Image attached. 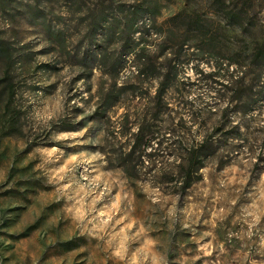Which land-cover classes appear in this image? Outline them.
<instances>
[{"label":"rangeland","instance_id":"1","mask_svg":"<svg viewBox=\"0 0 264 264\" xmlns=\"http://www.w3.org/2000/svg\"><path fill=\"white\" fill-rule=\"evenodd\" d=\"M236 9L242 10L239 28L224 15ZM155 36L163 39L157 42ZM136 41L137 55L126 53ZM257 43H264V0H0V264H133L134 259L139 264L141 257L144 264H150L153 257L159 264L161 255L164 264H264V200L259 199V187L255 188L264 173V155L256 156L257 163L249 170L241 192L227 194L235 203L226 213H221V208H227L226 201H218L211 189L209 195L201 194V182L206 179L202 175L197 174V181L186 190L162 183L163 178L170 177V161L186 145L182 135L187 128L186 110H198L187 97L194 89L209 92L200 83L213 70L205 72L201 65L215 71L220 64L222 78L235 70L233 63L225 69L229 60L245 65L254 61L252 48ZM151 47L156 52H150ZM141 57L148 65V74L154 75H137L135 64ZM64 66L80 69L66 88V94H70L67 99H78V105L66 106L65 115L49 130L34 135L29 116L45 105L49 111L56 109L55 96L62 81L59 73ZM94 69L101 73L95 91ZM168 69L173 80L159 101L155 94L162 87L155 76L166 75ZM188 71L192 76L182 79ZM125 73L128 75L120 82ZM105 76L107 79H103ZM250 77L247 75L246 83ZM80 80L84 81L83 87L73 91ZM262 82L264 77L256 84L260 86ZM258 86L255 90H259ZM258 94L252 102L245 97L238 102L231 99L229 92L220 90L219 95L204 103L201 110H206V114L199 126L213 123L215 128L219 120L227 126L237 124L240 132L243 128L244 133L251 134L252 141L259 140L264 152V134L257 132L259 126L253 127L258 118H264V86ZM96 97L99 99L95 110L77 120ZM195 99L202 97L197 95ZM225 101L223 109H244L246 117L234 114L213 122L212 117L217 115L214 109L220 110V117V104ZM121 107L125 108L120 120L123 134L146 123L149 129L143 128L141 138L151 136L149 130L157 135L153 141L156 143L145 150L157 156L154 161V157L150 161L145 158L139 168L137 153L132 156V163L126 156L135 132L130 142L125 140L110 150L114 158L103 169L104 181L118 185L112 189L113 199L130 194L119 208H130L131 216L145 228L135 239L125 241L122 251L119 237L113 238V230L107 227L94 230L99 232L97 236L82 234L72 219L74 210L69 214L70 205L57 192L60 184L49 180L69 155L103 151L99 144L72 141L96 139L105 125L112 126L109 113L115 115ZM251 113H259L253 116V122L248 121ZM85 127L88 129L82 136L54 139ZM163 136L168 140L159 146ZM214 144L218 142L214 140ZM233 144H238L233 152L218 157L217 172L234 158L233 153L238 154L245 147L252 150L249 140ZM51 148L57 152L45 161L42 150ZM91 167L92 164L78 163L74 175L82 177ZM116 170L124 175H112ZM149 176L158 194L139 189ZM80 196L87 205L94 192L84 188L77 198ZM153 199L159 204L154 205ZM173 199L177 211L168 217L167 209L172 207ZM161 205L163 212L159 211ZM249 212L259 216L251 229ZM120 214L118 211L117 216ZM214 214L224 218L218 219ZM122 226L123 223L116 230ZM145 240L152 241L146 248Z\"/></svg>","mask_w":264,"mask_h":264},{"label":"clouds","instance_id":"2","mask_svg":"<svg viewBox=\"0 0 264 264\" xmlns=\"http://www.w3.org/2000/svg\"><path fill=\"white\" fill-rule=\"evenodd\" d=\"M154 39L159 42L163 39V37L155 36ZM155 47H151L149 49L150 52H156ZM163 59V57H162ZM191 65H189V68ZM201 67L204 69L205 72L210 70L208 67H205L203 64ZM80 71L77 68H69L68 66H64L63 69L60 71L59 76L62 77L60 88L57 89L55 98L57 99V107L53 111H49L47 105L43 108L33 112L29 116V120L31 121V129L34 135H40L45 131L49 130L52 127V124L56 122L59 118H62L65 115V107H71L73 104L78 105V99H67L68 95L66 94V88L68 86L69 80L76 75V73ZM135 70H133L134 72ZM94 74L92 77L93 83V91L96 89V81L97 79L101 78V73L99 70L94 69ZM128 74L125 73L124 76H121L120 82L124 81L125 76ZM192 76L191 71H188L186 76L182 77L185 79L187 77ZM56 77H54L55 79ZM103 79H107V77H103ZM156 81H153L155 84ZM227 83V81H225ZM84 85V81L80 80L76 85L73 91L77 88H81ZM85 97L87 93L84 94ZM200 95L202 97L201 100H196L195 97ZM215 92H208L204 94L200 92L198 89L193 90V94L188 96L187 99L193 100L194 104L196 105V109H203L205 102H210L211 98L215 97ZM67 99V105L65 101ZM99 98L96 97L93 101L91 107H88L84 110L81 116H77L76 119L79 120L83 116H86L92 113L96 108V100ZM227 102L225 101L224 104H220V109H223ZM82 107V105H79ZM142 107V105H141ZM125 108L121 107L118 111L115 112V115L109 113L111 117L112 126L109 127L105 125L104 129L99 131L98 136L96 139L91 141H76L73 140V143H93L99 144L103 146V151H97L95 153H85V152H77L71 154L67 157L64 161L63 165L56 168L49 177V180L53 184L59 183L60 186L57 189L59 194H62L66 198V203L70 205L68 211L71 214L74 210L75 215L72 217L74 223L80 228L81 233H87L91 236L99 235L98 231H94L99 229V231H103L105 227L110 230H113V238L119 237V248L122 251L124 249L125 241H131L135 239L139 234L145 232V228L142 226V222L138 219H135L131 216V209H120L119 205L122 202H126L130 199V194L124 195H116L115 199L111 195L113 187H118V185L114 184L111 181L105 182L104 176L105 173L103 171L104 166L109 164L114 156L113 152L110 151L111 149H117L119 146L123 144L125 140L131 141L132 134L138 131V127H131V130L126 134L121 132V124L120 120L123 119L122 114L124 113ZM187 111V110H186ZM217 113L216 116L212 117V121L219 120V109H214ZM206 114L205 111H201L199 115L195 114V111L189 113L185 116V120L187 122V128L184 130L182 135L186 138V147L190 150L198 148L204 140L205 136L211 133L213 123H209L206 127H200V121L204 118ZM237 121L233 119L232 123L235 124ZM258 123H254L253 127H264V118H258ZM89 127V126H88ZM88 127L81 129L77 133H71L67 136H56L54 139L56 140H65L69 139L71 136H82L84 132L87 131ZM243 132V128H241ZM109 132L112 134L109 135ZM218 135V134H217ZM106 138V139H101ZM215 139V136H213ZM235 143L236 141H232ZM249 145L251 146V151L249 147H245L242 151L238 154L233 153L234 158L228 161L225 166L222 168L221 171L217 172V161L218 157L221 156L223 153L227 152L226 148H221L217 153L216 156L206 159L203 162V167H200L197 170L198 175L204 176L206 179L203 180L201 183L204 185L201 189L202 195H209V189L212 190L213 193L216 194V198L218 201H226L227 208H221V213H226L228 209L231 208V205L235 203V199H228L227 194H231L233 192L239 193L241 192L243 186L248 181L249 170L252 168L253 164L257 163L256 156L257 155H264V152L261 151L259 147V140L252 141L249 139ZM127 148H124V151L127 152ZM44 159L47 161L49 158H54V153L57 152L56 148L51 149H44L42 150ZM108 157V159H105ZM93 162H95L93 164ZM181 159H177L175 156L170 161L171 165V174L176 175V168L175 165L181 164ZM78 163H85V164H92V167L86 170V174L82 177L77 178L74 175V168L75 165ZM147 163V162H146ZM112 175L116 176H123L124 173L122 171L116 170L112 173ZM97 181L101 183L98 185ZM62 182V183H61ZM183 182L182 177L177 176L175 181V186L179 187V185ZM259 187V199L264 200V173H261L258 181L255 183V188ZM87 188L89 191L94 192V196L92 198V202L90 204L84 205L83 204V197L79 196V193ZM140 190L144 191H151L152 193L158 194V188L154 185V181L152 176H149V179L146 183L141 184L139 186ZM59 199V195L57 196ZM153 204H159V201L153 199ZM196 207V205H193ZM255 207V205H253ZM121 211V214L117 216V212ZM153 211H157L156 208ZM159 211L163 212V206L161 205ZM175 208V199L172 200V207L167 209V216L173 217L176 214ZM217 215L218 219H223V215ZM247 215L252 217V223L249 224V229L255 224V222L259 219V216L256 214L249 212ZM155 219V217H153ZM195 223V221H192ZM123 223L122 227H119L118 230L117 226ZM90 226V227H89ZM187 227V225H184ZM171 227V224H169ZM129 232L130 234L125 235V232ZM249 234H251L249 232ZM152 243L150 240L144 241V247L146 248L148 244ZM133 264H137V261L134 259ZM139 264H144V257H141ZM150 264H157L156 257H153ZM159 264H164V257L163 255L159 258Z\"/></svg>","mask_w":264,"mask_h":264},{"label":"trees","instance_id":"3","mask_svg":"<svg viewBox=\"0 0 264 264\" xmlns=\"http://www.w3.org/2000/svg\"><path fill=\"white\" fill-rule=\"evenodd\" d=\"M242 14L241 9H236L234 11H229V12H224L225 17L231 21L232 25L236 27H241V21L239 20L240 15ZM97 30L94 32L96 33ZM138 44L139 41H136L135 47L134 48H129L126 53H131L133 52L134 55H137L136 49H138ZM141 49V48H140ZM0 50V55H1ZM139 51V49H138ZM3 56V55H1ZM252 57L254 61L248 63L247 65L238 63L236 60H229L226 64L225 69L228 70L229 65L232 63L235 65V70L231 72L230 74H223L222 78L219 75V69H220V64L217 66V70L210 72L208 75L204 76L202 78V83H200L201 86L205 85L206 88L208 87L209 92L213 91L215 94L219 95V91L223 90V93H230L231 99L234 101H238L242 98L245 97V99H249L250 102H252L254 95L259 96V91L263 88L264 82L261 83L260 86L256 84V82L260 81L261 77H264V43H257L255 46L252 48ZM256 59H260L261 62H255ZM171 59H169V62ZM242 67H246V70L241 71L240 69ZM135 69L137 71L138 76H143V77H148L149 75H154V74H148V65L143 59V57L140 58V62L135 64ZM249 69V70H248ZM170 70L168 69L166 75H162L161 77L155 76V79H159V86L162 87V90L160 91L159 88L155 94V97L161 101L163 99V95L166 91V88L169 86L170 82L173 80V76H168V73L170 74ZM241 72L242 76H238V73ZM200 73H202L200 71ZM251 75L249 81L246 83V77L247 75ZM159 77V78H158ZM227 81V83H225ZM219 86L217 88L216 86ZM260 87L259 90H255V87ZM207 94V93H206ZM256 96V97H257ZM190 102V101H189ZM167 105V103H165ZM185 111V109H184ZM201 109H198L195 111L196 115H199L201 113ZM187 114H189V110L186 111ZM260 113V112H259ZM259 113L256 114H249L248 116V121L253 122L252 120H255L256 118L253 119V116L255 115L258 116ZM234 114L240 115L241 118L246 117V110L244 109H232L230 112L227 111L226 109H223L220 118L225 117V116H231ZM145 114L142 115V120L144 119ZM145 124V125H144ZM143 128L146 130L149 129V126L146 125V123H141L139 125V129L135 135V139L130 146L129 151L126 153V156L129 157L131 163H132V156L136 154V159L138 163V167L141 168L143 166V162L145 158L151 160V157L153 158V161L156 159L155 154H150L149 152H145L147 148H152V142L157 139V135H153L155 131L149 130L150 133H152L151 136L147 137L146 140H143L141 138V133ZM240 126L235 124V125H223L222 121L219 120L218 125L215 128H212L211 133L205 136L204 142L198 146L196 149L190 150L188 147L184 146L181 149V152L177 154L176 158L181 159V164L177 165V172L176 175H172L171 172L169 178H163L162 183H173L175 184V181L177 179V176L182 177L183 182L179 185V187L183 190L188 189L195 181H197L198 177H196L197 170L200 167H203V162L206 159H209L216 155V153L221 149V148H226L228 154L229 152H233L238 144H233L232 141H240L242 140L244 143L247 142L251 138L250 133H244L239 131ZM257 132L260 134H264V127H260L257 129ZM165 132H163L162 135H164ZM218 134V135H217ZM249 134V135H248ZM140 136V138H139ZM213 136H215V139H213ZM164 137V136H163ZM262 139L264 140V136H262ZM168 140L167 137H164L161 141H158V145L161 146L163 142H166ZM214 140L218 142V144H214ZM181 142L177 140V143ZM156 143V142H153ZM176 142H170V145L175 144ZM224 154V153H223ZM222 154V155H223ZM221 155V156H222ZM136 165H133L135 167ZM195 175V176H194Z\"/></svg>","mask_w":264,"mask_h":264}]
</instances>
